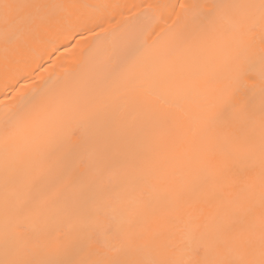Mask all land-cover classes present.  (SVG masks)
I'll return each instance as SVG.
<instances>
[{
    "label": "snow or ice",
    "instance_id": "6c2138e0",
    "mask_svg": "<svg viewBox=\"0 0 264 264\" xmlns=\"http://www.w3.org/2000/svg\"><path fill=\"white\" fill-rule=\"evenodd\" d=\"M108 7L0 0V264H264V0L134 5L132 43ZM102 32L103 76L44 75Z\"/></svg>",
    "mask_w": 264,
    "mask_h": 264
},
{
    "label": "bare ground",
    "instance_id": "6f19581e",
    "mask_svg": "<svg viewBox=\"0 0 264 264\" xmlns=\"http://www.w3.org/2000/svg\"><path fill=\"white\" fill-rule=\"evenodd\" d=\"M175 0H84V3L91 5H114L119 4L121 7H108L107 10L100 8L97 12L93 13L102 23L104 27L108 29V32L116 31V35L126 36L128 42H134L139 32L148 25L156 28L160 31L165 25L161 22L155 24L152 21V12L149 10H141L139 8H133L131 12L128 9L134 5L151 3L153 5H159L156 9L163 19H169L174 15V9L172 5ZM123 13V15H121ZM110 21V22H109ZM88 27H93L92 24H88ZM88 36L87 33H85ZM113 36L111 33L100 34V38L94 36H88L85 40H72L69 38L71 44L76 45L75 48H70L69 51L64 52L61 50L48 60L46 66L49 68V72L44 75H54L58 79H66V70L75 71L82 53L91 48L94 53L97 54V72L100 76H103L109 68L116 63L123 55V50L112 51L111 42ZM69 43V41H65ZM53 65H55L53 67ZM2 91V88H0ZM9 185L3 180H0V199H3L8 192ZM8 251L5 248L0 247V257H6Z\"/></svg>",
    "mask_w": 264,
    "mask_h": 264
}]
</instances>
